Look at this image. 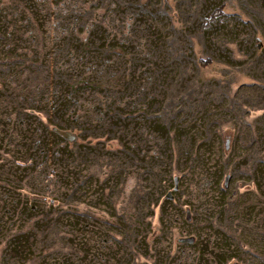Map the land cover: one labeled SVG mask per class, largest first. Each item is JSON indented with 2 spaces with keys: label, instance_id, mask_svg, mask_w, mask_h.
<instances>
[{
  "label": "rangeland",
  "instance_id": "obj_1",
  "mask_svg": "<svg viewBox=\"0 0 264 264\" xmlns=\"http://www.w3.org/2000/svg\"><path fill=\"white\" fill-rule=\"evenodd\" d=\"M0 264H264V0H0Z\"/></svg>",
  "mask_w": 264,
  "mask_h": 264
},
{
  "label": "trees",
  "instance_id": "obj_2",
  "mask_svg": "<svg viewBox=\"0 0 264 264\" xmlns=\"http://www.w3.org/2000/svg\"><path fill=\"white\" fill-rule=\"evenodd\" d=\"M222 11H223V9H221V8H218L217 10H215V12H214L213 15L211 16V18H210V19H206V20L203 22L202 29L206 28V27L210 24L211 20H213L214 18H216V17L218 16V14H219L220 12H222ZM200 62H201L202 64H206V61H204V60H201Z\"/></svg>",
  "mask_w": 264,
  "mask_h": 264
},
{
  "label": "water",
  "instance_id": "obj_3",
  "mask_svg": "<svg viewBox=\"0 0 264 264\" xmlns=\"http://www.w3.org/2000/svg\"><path fill=\"white\" fill-rule=\"evenodd\" d=\"M229 147V141H227V146H226V148H228ZM227 183V182H226Z\"/></svg>",
  "mask_w": 264,
  "mask_h": 264
}]
</instances>
